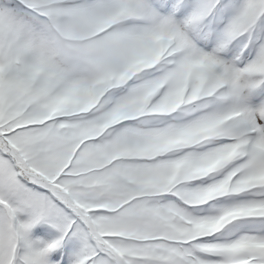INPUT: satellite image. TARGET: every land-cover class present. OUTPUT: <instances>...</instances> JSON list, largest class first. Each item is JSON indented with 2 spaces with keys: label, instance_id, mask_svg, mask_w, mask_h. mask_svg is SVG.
<instances>
[{
  "label": "snow or ice",
  "instance_id": "1",
  "mask_svg": "<svg viewBox=\"0 0 264 264\" xmlns=\"http://www.w3.org/2000/svg\"><path fill=\"white\" fill-rule=\"evenodd\" d=\"M0 264H264V0H0Z\"/></svg>",
  "mask_w": 264,
  "mask_h": 264
}]
</instances>
